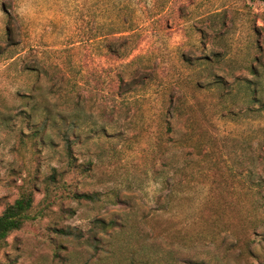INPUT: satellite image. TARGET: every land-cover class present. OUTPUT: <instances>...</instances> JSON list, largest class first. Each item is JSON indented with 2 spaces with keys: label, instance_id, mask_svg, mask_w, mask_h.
Wrapping results in <instances>:
<instances>
[{
  "label": "rangeland",
  "instance_id": "374dc122",
  "mask_svg": "<svg viewBox=\"0 0 264 264\" xmlns=\"http://www.w3.org/2000/svg\"><path fill=\"white\" fill-rule=\"evenodd\" d=\"M29 191L0 264H264V2L0 0V212Z\"/></svg>",
  "mask_w": 264,
  "mask_h": 264
},
{
  "label": "trees",
  "instance_id": "16d2710c",
  "mask_svg": "<svg viewBox=\"0 0 264 264\" xmlns=\"http://www.w3.org/2000/svg\"><path fill=\"white\" fill-rule=\"evenodd\" d=\"M264 2V0H259ZM7 35L9 31L7 30ZM254 95V94H253ZM255 96V95H254ZM73 197L79 199L91 198V195L85 193H73ZM34 198L31 191L18 196L11 203L4 206L0 212V243L12 232L20 230L24 223L31 218L30 209L33 206ZM264 212V205L261 206Z\"/></svg>",
  "mask_w": 264,
  "mask_h": 264
}]
</instances>
